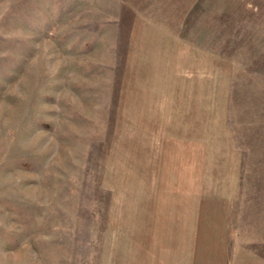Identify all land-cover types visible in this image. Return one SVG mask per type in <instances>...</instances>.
I'll return each instance as SVG.
<instances>
[{
	"label": "rangeland",
	"instance_id": "obj_1",
	"mask_svg": "<svg viewBox=\"0 0 264 264\" xmlns=\"http://www.w3.org/2000/svg\"><path fill=\"white\" fill-rule=\"evenodd\" d=\"M198 81L206 168L181 137ZM186 223L264 264V0H0V264L181 261Z\"/></svg>",
	"mask_w": 264,
	"mask_h": 264
},
{
	"label": "crops",
	"instance_id": "obj_2",
	"mask_svg": "<svg viewBox=\"0 0 264 264\" xmlns=\"http://www.w3.org/2000/svg\"><path fill=\"white\" fill-rule=\"evenodd\" d=\"M192 13V11H191ZM189 33H185L187 35H182L183 40L185 41L184 44L192 43V34L190 33L192 28L190 26L188 27ZM226 36L231 37L232 31H225ZM189 35V36H188ZM217 38L216 35H214V39L212 41H215ZM224 42H228V37L225 38ZM225 44V43H224ZM205 54H209L208 50H203ZM217 81V80H216ZM209 82V81H208ZM208 82L206 81H198L197 83H188L185 84L183 87H181V137L198 140L201 138V136L208 137L206 142L200 143V161L203 163L204 167H207L208 158L209 163L212 164L210 153H214L217 151V148L219 146L217 144L211 143L209 141V137L211 135V127H205L207 125L209 119L211 120V114L213 107L211 109V103L214 105V91L212 90L215 87L214 82L212 81V85L208 86ZM226 132V136H227ZM228 140V139H227ZM214 145V146H213ZM224 146V145H223ZM223 148V147H222ZM191 152H194V146H190ZM220 150V149H219ZM189 151V152H190ZM222 150H220L221 152ZM213 159V158H212ZM218 159V158H217ZM218 161V160H217ZM219 164V163H218ZM217 164V165H218ZM202 165V164H201ZM218 166V167H222ZM213 170L216 169V165H213ZM219 175L222 176L223 168H220ZM212 170V171H213ZM211 171V168H210ZM220 183H222V178H218ZM225 180V179H223ZM217 184L216 181L214 183ZM218 187L215 186V192L212 189L207 199L214 198L216 193H218ZM198 195V194H197ZM217 195V194H216ZM195 200H199L200 196L193 197ZM203 213L201 216L205 215L207 218L210 216L211 221H214V218L216 216V209L214 207H210L203 209ZM230 228V229H229ZM219 231V230H218ZM217 228L213 224L209 225H201V224H182L181 225V261H174L169 262L167 264H204L207 263H214V264H248V253L246 256V259L244 260L243 257L241 259H238L239 256H237V259L235 260L234 254H233V248H230V244L234 240L233 236V229L231 226H224L223 230H221L222 234H216ZM203 232V234H200ZM201 237V238H200ZM205 239L206 242L210 245V247L219 248V245H222V250L218 249L221 254H217V251H210L206 252L203 257H198L196 255H193L194 250L192 253H188L187 244H191V242H197L199 243L200 240ZM233 244V243H232ZM199 247V246H198ZM200 250V248H198ZM164 261H161V264H163Z\"/></svg>",
	"mask_w": 264,
	"mask_h": 264
}]
</instances>
